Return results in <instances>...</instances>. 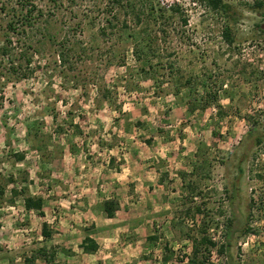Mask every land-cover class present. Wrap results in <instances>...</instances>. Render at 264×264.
Returning a JSON list of instances; mask_svg holds the SVG:
<instances>
[{
    "label": "rangeland",
    "instance_id": "rangeland-1",
    "mask_svg": "<svg viewBox=\"0 0 264 264\" xmlns=\"http://www.w3.org/2000/svg\"><path fill=\"white\" fill-rule=\"evenodd\" d=\"M105 1L0 0V264H182L202 235L216 246L201 252L224 264L233 194L251 231L234 235L232 257L264 264V140L247 139L264 134L256 0H224L238 16L231 44L223 14L156 0L179 2L187 23L155 27L150 77L106 28ZM21 2L37 23L11 45ZM26 195L43 198L42 213L24 208ZM86 228L99 242L91 254L79 247Z\"/></svg>",
    "mask_w": 264,
    "mask_h": 264
},
{
    "label": "trees",
    "instance_id": "trees-1",
    "mask_svg": "<svg viewBox=\"0 0 264 264\" xmlns=\"http://www.w3.org/2000/svg\"><path fill=\"white\" fill-rule=\"evenodd\" d=\"M197 4L203 5L204 7L217 11L225 16L221 33L228 44L233 43L235 40L233 27L238 21V16L236 15L233 6L224 0H197ZM25 5H27L25 2H21L19 9L11 10V45L13 43L12 37L15 35L24 36L28 28L33 27L34 24L36 25L37 23L36 14L32 13L34 5L30 4L26 9V12L23 13L22 8L25 7ZM104 5L103 13L106 28L109 27L111 33L116 34L121 42L129 43L131 45L135 59L141 63L139 68L140 73H150L149 69L152 68L150 59L147 57L148 53L157 47L158 37H156L155 34V27L158 26L162 32L166 33L168 26L171 25L169 22L170 19L178 18L181 25H186L187 23L186 16L183 12L184 9L177 1L170 3L168 6H164L156 0H106ZM251 7L254 11L264 14V0H256ZM17 10L18 12H16ZM120 12H122L123 15L121 19L119 18ZM258 27L262 35H264V29H262L261 26ZM4 51L7 53V50ZM145 76H147V74ZM213 98H216V96ZM194 108L195 107L191 108V110ZM247 139L253 141V143L259 144L264 140V134L251 131L248 132ZM22 157L23 155L21 154L17 155L18 159H21ZM238 168L239 173H241V167L238 166ZM238 175L240 176V174ZM237 188L238 184H235L233 190H236ZM2 192L3 189L0 188V193ZM232 196H235V194ZM232 196H229L230 204L233 208L232 218L225 224L224 241L219 244L216 249L219 254H225L226 261L224 264H239V262L234 261L231 253L234 235L237 233L245 235L251 231V228H249L248 225L242 226L243 219L235 211ZM22 201L25 209H33L42 213L43 198L41 196L35 197L26 195L23 197ZM101 207L107 217H112L118 208V202L115 199L107 198L102 202ZM197 210L199 211V208H197ZM236 225L241 226L236 227ZM92 227L94 229V226ZM86 231L87 233L82 238L79 247L84 253L91 254L97 251L99 245L96 239L92 236V230L90 231L86 228ZM41 233L45 238L50 236V231L47 228L46 222L42 223ZM202 245H204V248L207 251L209 247H215L216 242L212 241L210 237L205 235H202L199 240L194 239L192 252L187 257V262H182V264H215L210 260L208 255L201 252ZM40 251L45 252V249L42 248ZM43 254L45 255V253ZM51 257H53V254H51ZM35 258L36 256H33L31 261Z\"/></svg>",
    "mask_w": 264,
    "mask_h": 264
},
{
    "label": "crops",
    "instance_id": "crops-1",
    "mask_svg": "<svg viewBox=\"0 0 264 264\" xmlns=\"http://www.w3.org/2000/svg\"><path fill=\"white\" fill-rule=\"evenodd\" d=\"M97 241V240H96ZM97 243L99 244V242L97 241Z\"/></svg>",
    "mask_w": 264,
    "mask_h": 264
}]
</instances>
